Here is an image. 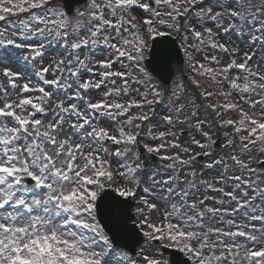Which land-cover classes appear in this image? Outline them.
Returning <instances> with one entry per match:
<instances>
[{"label":"snow or ice","instance_id":"1","mask_svg":"<svg viewBox=\"0 0 264 264\" xmlns=\"http://www.w3.org/2000/svg\"><path fill=\"white\" fill-rule=\"evenodd\" d=\"M0 264H264V0H0Z\"/></svg>","mask_w":264,"mask_h":264}]
</instances>
